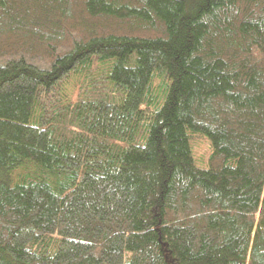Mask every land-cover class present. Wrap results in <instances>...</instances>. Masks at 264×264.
I'll use <instances>...</instances> for the list:
<instances>
[{
	"label": "trees",
	"instance_id": "obj_1",
	"mask_svg": "<svg viewBox=\"0 0 264 264\" xmlns=\"http://www.w3.org/2000/svg\"><path fill=\"white\" fill-rule=\"evenodd\" d=\"M0 264H264V0H0Z\"/></svg>",
	"mask_w": 264,
	"mask_h": 264
},
{
	"label": "rangeland",
	"instance_id": "obj_2",
	"mask_svg": "<svg viewBox=\"0 0 264 264\" xmlns=\"http://www.w3.org/2000/svg\"><path fill=\"white\" fill-rule=\"evenodd\" d=\"M86 80L87 81H77L75 78L69 77L61 83V88H65L67 91L69 88H71L73 91L71 92V99L73 101H78L86 97L87 92L90 91L89 85L94 82L90 81L89 77H87ZM72 86H74V88H72ZM191 150L195 165L199 168L208 167L210 149L205 138L199 135H194Z\"/></svg>",
	"mask_w": 264,
	"mask_h": 264
}]
</instances>
